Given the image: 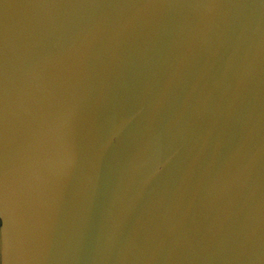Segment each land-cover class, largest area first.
<instances>
[{
  "label": "water",
  "instance_id": "obj_1",
  "mask_svg": "<svg viewBox=\"0 0 264 264\" xmlns=\"http://www.w3.org/2000/svg\"><path fill=\"white\" fill-rule=\"evenodd\" d=\"M0 264H264V0H0Z\"/></svg>",
  "mask_w": 264,
  "mask_h": 264
}]
</instances>
